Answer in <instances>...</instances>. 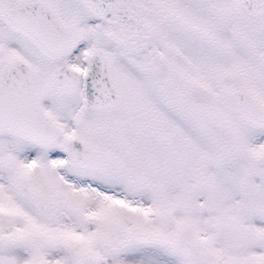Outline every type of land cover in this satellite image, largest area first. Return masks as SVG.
Instances as JSON below:
<instances>
[{"label": "snow or ice", "instance_id": "snow-or-ice-1", "mask_svg": "<svg viewBox=\"0 0 264 264\" xmlns=\"http://www.w3.org/2000/svg\"><path fill=\"white\" fill-rule=\"evenodd\" d=\"M0 264H264V0H0Z\"/></svg>", "mask_w": 264, "mask_h": 264}]
</instances>
